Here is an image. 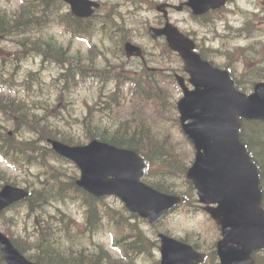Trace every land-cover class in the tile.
Wrapping results in <instances>:
<instances>
[{"label": "rangeland", "instance_id": "obj_1", "mask_svg": "<svg viewBox=\"0 0 264 264\" xmlns=\"http://www.w3.org/2000/svg\"><path fill=\"white\" fill-rule=\"evenodd\" d=\"M163 1L167 0H101L103 3L102 9L104 10L111 7L110 3L117 5L121 9L120 15L124 21L119 20L116 23V32L111 31L110 28L104 30L109 38L106 45L109 47L110 52L108 53L109 57L102 62L100 70H94L93 67L88 65V61H81L79 66L76 65L72 68L74 77L69 81L72 87L68 92L63 91V86L68 81L64 76H60L62 69L58 67L56 62L43 63L40 57L28 58L27 53H25L22 67L15 70L12 67L13 61L10 58L13 57V52L17 50L18 46L12 44V40L8 37L0 38V95H12L26 100L30 107L34 101H39L43 104L41 106L44 107H40L37 109L38 112L36 111L43 118H40L36 124L32 120L29 126L30 131L33 132V135L35 134L33 138H29L30 135L22 132L11 137L14 139L12 142L20 145V147L17 152L11 154L12 165L0 158V188L7 180L16 182V185L23 187L34 184L40 188L42 186L41 180L46 175H52L70 184L73 177H78V170L69 160L61 157H56L54 160L52 156L44 154L45 152H42L41 149L35 148V146L38 147L42 144L48 145V137L45 138L42 131L48 133L53 130L57 139H61L66 133L72 134L84 144L90 141V138H88L89 126L99 128V131H104L111 138L113 133L118 130L122 132L129 131L133 134L134 130L128 125L142 122L152 127L150 135L156 134L167 141L163 148L164 152L159 151L162 143L153 147L154 151L152 153H149L148 147H141L142 151L151 158L153 167L164 162L174 166L182 164L188 139L177 119L179 114L177 109L176 113L174 106L178 99L183 96V93L175 81L172 83L170 76L175 72L186 76L184 64L180 61L178 55L169 51H166L165 54L160 52L163 41H154L148 34L150 25H157L161 20L162 14L158 12L156 7ZM170 1L179 4L184 0ZM20 3L21 0H0V12L5 14V8L9 9L11 12L10 17L14 18ZM263 4L264 0H236L230 3L226 10L222 9V12L217 15V19H214L213 15H209L208 18L196 21L187 10H171L170 17L172 22L182 30L190 31L189 34L196 37L198 34V40H201L204 55L210 59L214 58V64L217 66L232 67L233 75L239 83L238 86L246 92H252L255 83L264 80V47L261 48V46H264V12H260L257 16L251 13L258 12L260 5L264 7ZM230 11L234 12L230 13ZM221 16L225 18H219ZM209 18L214 19V22L208 24V26H203V24H207ZM215 24L218 30L216 34L213 31ZM111 25L114 24L111 23ZM229 27L236 31L230 34ZM39 33L47 39L55 36L56 40L65 47L69 45L70 36L65 34L60 27L51 25ZM24 34L26 33H19L12 37H21ZM226 34L228 36H223ZM126 38L134 39L135 42L154 53L151 59L155 60V64H150V66L156 67L157 71L152 72L150 76L145 78L146 72L139 60L122 56L119 49L121 42ZM97 42L100 44L99 38ZM250 43L254 44L249 46ZM256 43L260 44L256 45ZM79 51L83 56H88L89 45L86 42L76 40L72 44L70 56H77ZM4 57L7 60L4 69H2ZM120 69H122L123 75L138 79L145 78L140 84L148 86V89H144V91L148 94L149 99L155 98L160 101L158 109H161L162 113L168 116L166 121L155 122L148 104L143 108H135L138 99L132 95L131 83L127 82L123 88H120L117 85V80L112 77L115 71ZM161 70L163 71L160 73ZM163 80H167L169 85ZM9 130L13 131V129H7L5 132ZM137 130H140V126ZM23 139L27 140L24 141ZM21 141L24 144H20ZM81 143L75 144L82 145ZM255 145L257 146L256 142ZM257 150L260 153L257 155L262 162L261 165L264 171V153L261 152V146ZM31 154L41 159L31 162L28 160ZM150 177L154 181H165L168 183L165 187H173L177 193H186L187 185L183 172H169L167 168L159 165L152 171ZM106 200L116 208H119L118 205L121 203L120 200L113 197L106 198ZM196 200H198L197 195L190 198L187 205L178 208L157 227H151L148 222H144L141 226L142 234H138L136 237L123 235L122 240L128 242L130 259H134L139 252V254H145V257L144 259L139 258L138 264H155V261L160 258V246L157 235L154 233L159 230L168 232L176 238L183 239L187 236L198 242L203 247L201 249H209L206 250L209 253L206 264H217L218 259L212 256L211 252L214 249V241L218 239L219 229L213 228L210 217L202 209L198 208L193 211L187 208L193 207ZM57 205L67 212H72L78 220L71 219L70 225H66L50 218V220L56 222L52 232L55 233L58 243H44L42 245L56 247L60 251V258L64 259L65 252H68L71 246H62L60 250L61 242L66 240L77 243L86 242L85 251L82 249L77 250L76 247L74 251H71V255L77 257L79 254L87 253L91 249L96 251L98 248L97 240L102 242L108 249V256L104 257L100 263L109 264L112 261H118L121 264H129L113 248L109 230L94 235L80 224L83 222V209L79 204L66 206L58 203ZM16 208L8 210L4 216L0 217V229L4 230V226L10 225L15 235L21 236L23 239L32 238V234L35 232L34 222L36 221L34 215H29L25 210L26 204L18 205ZM50 212L52 215H57L54 207L51 208ZM49 238L50 240L53 238L51 232ZM262 254L264 252L260 253V255ZM147 256H150V259ZM58 262L56 261L54 264ZM118 262L114 264H119ZM259 264H264V256H262Z\"/></svg>", "mask_w": 264, "mask_h": 264}, {"label": "water", "instance_id": "obj_2", "mask_svg": "<svg viewBox=\"0 0 264 264\" xmlns=\"http://www.w3.org/2000/svg\"><path fill=\"white\" fill-rule=\"evenodd\" d=\"M76 14L89 16L98 3L90 0H66ZM226 0H189L196 13L218 7ZM154 37L166 36L170 46L182 55L186 70L196 90L185 89L179 102L183 127L197 148L196 161L188 177L198 188L201 201L217 203L207 207L222 226L218 242L222 264H255L252 253L264 248V208L260 175L245 144L240 139V117L264 119V82L249 96L237 91L225 72L215 70L194 51L195 43L170 21L162 28L152 27ZM129 56H142V49L128 42ZM183 85V83L181 82ZM52 144L60 154L76 160L82 168L78 184L97 196L118 195L126 206L152 223L156 222L183 197H172L155 191L139 178L144 170L138 155L98 140L88 145ZM111 176V177H110ZM28 195V191L6 185L0 192V211ZM162 242V264H199L205 254L192 246L159 235ZM0 247L9 264H33L0 232Z\"/></svg>", "mask_w": 264, "mask_h": 264}, {"label": "trees", "instance_id": "obj_3", "mask_svg": "<svg viewBox=\"0 0 264 264\" xmlns=\"http://www.w3.org/2000/svg\"><path fill=\"white\" fill-rule=\"evenodd\" d=\"M62 4L64 3L61 1H53V0H27L23 4V8L21 12L19 13L17 12L14 18H11L10 14L6 11L5 14L0 12V15H2L0 16V36L11 38L18 46V48L22 46V48H24L26 52L28 50H34L35 52L39 51V53H34V54H40V53L54 54V58H49V59L55 60L58 67L62 69L60 76H64L68 81L63 86V91L68 92L69 89L72 87L69 84V81L74 77L72 68L76 65L79 66V62L86 61V59L88 60V62L87 61L86 62L88 63L89 66L90 65L95 66V58L91 55L83 56L80 51L78 52L77 56L72 57L70 56V52H68V50L64 46L60 44L51 43L50 41H46L43 38L29 41L28 34L35 30L37 32H40L48 25L47 23L48 21L49 24L55 23L57 25H65V30L71 34L72 39L92 36L95 30H99L100 32L105 34L106 31L101 30L98 27L89 28L86 26V24L81 22L77 23V21L74 18H72L70 15L66 17H62V15L59 14ZM48 16H50L49 19H47ZM110 29L111 31L116 32L117 26L111 25ZM19 33L20 34L26 33V34H24L21 37H12L14 35H18ZM43 45L46 46L45 49H43ZM67 63L70 64V67L68 68H67ZM95 70H99V69L95 66ZM112 77L116 78L115 76ZM137 84L138 83H136V85ZM139 88H142L140 84H139ZM10 101L12 100H8V102ZM154 102L157 103L159 102V100L154 98ZM12 104L15 105V107L12 108H16V111L21 114V117L25 119L27 118L25 123L31 124L32 120L35 124L38 122L36 115H34L35 110H32L30 107L27 108L26 104L23 103V101H19V103L17 104L16 103H12ZM38 118L40 117L38 116ZM139 126H140V130H137ZM128 127L134 130L133 134H131L129 131L122 132L118 130L115 131L113 133V136L110 138L104 131H99L100 130L99 128H96L95 126H89L88 138L99 137L100 139L109 141L121 147H128L135 150H142L141 147L142 148L148 147L149 153H152L154 151L153 147H156L157 145L162 143L161 149H159V151L164 152L163 148L167 141L162 137H158L156 134L150 135L152 133L151 130L152 128L149 127L146 123L136 122L134 124L128 125ZM262 128H264L263 122L247 121L242 131V139L248 145L249 150L253 153L254 159L259 164L262 173V179L264 180V171L261 165L262 162L258 157L260 153L257 150L261 146V152L264 153V148H263L264 130H262ZM48 133L49 134L47 135L44 134L45 138L56 137V133H54L53 130L49 131ZM77 138L75 135L67 134V133L64 137H61L62 141L70 144L81 143V141H78ZM255 142L257 146L255 145ZM45 147L46 148L44 149L47 151L45 152L47 155L58 157L53 151H51V149L47 145H45ZM35 148L42 149L41 146L38 147L36 146ZM193 155H194V151H192L190 148L185 146L184 157L183 158L180 157L183 159V162L180 166L178 165L174 166L167 162L161 163L159 165L167 168L169 172L179 171L181 173L183 172L184 174L190 165ZM7 182L10 181L7 180ZM62 182H64V180L62 181L59 178L50 177V178H46L41 183L42 186L40 188L36 187L34 184H30V188H31L30 196L25 201L20 202L19 205L21 206L26 204V208L32 213H35V210L37 209H41L42 212H46V206L48 204H51L52 200L54 199V197L51 196L54 194L55 191L58 190ZM153 184L158 189L166 192L172 190L169 187H165L166 185H168V183H166L165 181H155ZM48 186H53L52 187L53 190L48 191L49 189ZM74 195H76L75 192ZM85 196H86L85 204L88 206V208L90 207L91 210H93L98 214L99 210L97 206H99V204L97 203V200L88 194H85ZM120 206H121L120 208L113 207L111 204H109V202L104 200L101 208V217L93 222H91V218L89 217L88 221H89V226L94 229H98L100 228V226L102 228L110 227L111 229H113L117 235L116 239L119 240V244L122 246V248L125 251H129V249L126 246V241L122 240V237L123 235H128L129 237V236H138V234H142L143 232L142 230H140L141 221L133 222L134 219L138 220L139 217L136 214L129 212L122 204ZM15 208L16 205L14 207L13 206L10 207L5 212H7L8 210H13ZM4 215L5 213L3 214V216ZM12 221L15 222L13 219ZM103 222L105 223L104 225H102ZM51 226L52 225L49 224L45 228V231L48 233L47 234L48 237L50 236ZM4 228L6 232L11 237H13V233L12 230L10 229V225L4 226ZM211 253L212 256L217 258V252L215 248ZM106 256H108V252L103 248H101V250H99L97 254L86 255L84 259V263L100 264V261ZM262 256H264V254L260 256L259 263L261 261ZM43 258L45 259L44 261L39 259L41 264H53L56 263V261H59L57 264H62L64 261V259L60 258V252L57 250L56 251L53 250L49 246H48V250L45 253V257Z\"/></svg>", "mask_w": 264, "mask_h": 264}, {"label": "flooded vegetation", "instance_id": "obj_4", "mask_svg": "<svg viewBox=\"0 0 264 264\" xmlns=\"http://www.w3.org/2000/svg\"><path fill=\"white\" fill-rule=\"evenodd\" d=\"M170 1V0H169ZM167 3H170V2H167ZM182 4H184V2L182 3ZM264 5V4H263ZM169 7V6H168ZM187 7H184V9H186ZM260 8L261 9H263V7H262V5H260ZM188 9V8H187ZM168 10H169V12L171 11V10H174L172 7H169L168 8ZM189 10V9H188ZM212 13H216V12H209L208 14H206V15H204V16H201L199 19H205V18H207L208 17V15L209 14H212Z\"/></svg>", "mask_w": 264, "mask_h": 264}, {"label": "bare ground", "instance_id": "obj_5", "mask_svg": "<svg viewBox=\"0 0 264 264\" xmlns=\"http://www.w3.org/2000/svg\"><path fill=\"white\" fill-rule=\"evenodd\" d=\"M209 24H211V23H209ZM198 41H201V40H198Z\"/></svg>", "mask_w": 264, "mask_h": 264}]
</instances>
